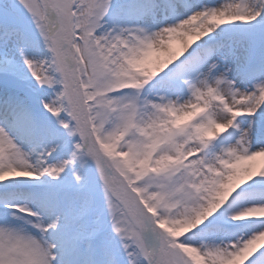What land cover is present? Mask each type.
Returning a JSON list of instances; mask_svg holds the SVG:
<instances>
[{"label": "snow or ice", "instance_id": "1", "mask_svg": "<svg viewBox=\"0 0 264 264\" xmlns=\"http://www.w3.org/2000/svg\"><path fill=\"white\" fill-rule=\"evenodd\" d=\"M0 264H264V0H0Z\"/></svg>", "mask_w": 264, "mask_h": 264}]
</instances>
